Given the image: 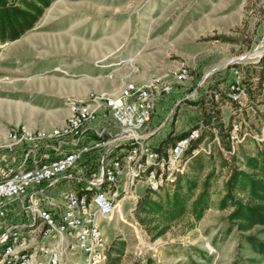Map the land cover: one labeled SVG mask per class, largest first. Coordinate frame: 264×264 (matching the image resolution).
I'll return each instance as SVG.
<instances>
[{
	"label": "rangeland",
	"instance_id": "1",
	"mask_svg": "<svg viewBox=\"0 0 264 264\" xmlns=\"http://www.w3.org/2000/svg\"><path fill=\"white\" fill-rule=\"evenodd\" d=\"M62 1L60 9L66 22H99L102 19L104 23L105 18L112 21V29L110 23L106 33L108 38L113 37V50L101 62L113 63L109 69L113 70L116 79L128 67L131 69L132 56L136 63L132 70L142 72L147 78L166 73L179 64L187 65L188 80L172 84L170 91L160 95L154 103L147 124V129L156 127L147 139L151 146H158L168 134L185 132L196 124L210 130L214 127H207L206 121L217 118L215 129L222 150L213 143L212 154L204 157L202 171L197 173L199 184L209 170L213 171L209 206L201 218L189 227L191 216L186 214L172 222L163 234L152 238L153 231H147L134 214L135 202L122 199L112 219L98 222L110 245L108 256H118L117 264H264V255L256 252L245 239L252 236L264 244V226L256 225L239 232L226 219L229 209L216 208L229 169L232 166L243 168L244 156L263 147V143L256 145L251 137L246 136L238 143L234 155L224 152L230 122L238 120L241 130L255 134L264 124V89L258 80L260 65L255 62L264 54V0ZM98 27L95 34L86 37H98L102 29L100 23ZM78 32L73 30L72 34ZM121 59L125 62L120 63ZM66 62L67 92L71 90L76 94L73 83L74 79L79 80V71L69 68L74 65L72 58L67 57ZM233 69L243 70L242 83L247 89V99L240 110L232 113L231 103H215L208 96L205 98L202 90L216 89L224 99V92L233 78ZM209 71L211 73L203 79ZM68 94L66 103L75 98ZM108 128L116 131L112 126ZM93 152L83 156L87 160L84 163L90 167L88 171L95 169L93 162L88 163L92 161ZM188 175L195 176L189 170ZM65 184L61 179L54 186L41 184L40 187L44 188L45 194L58 198ZM135 191L141 196L144 188L137 184ZM23 217L19 202L13 203L8 219L0 222V226ZM48 241L47 238L42 240L43 244ZM113 243L121 248L119 253L111 248Z\"/></svg>",
	"mask_w": 264,
	"mask_h": 264
},
{
	"label": "built area",
	"instance_id": "2",
	"mask_svg": "<svg viewBox=\"0 0 264 264\" xmlns=\"http://www.w3.org/2000/svg\"><path fill=\"white\" fill-rule=\"evenodd\" d=\"M232 73L224 99L216 89L204 88L202 93L215 103H231L233 113L245 105L247 89L243 70ZM188 78L185 64L141 83L125 78L114 91H91L68 101V115L60 126L48 131L22 124L8 127L0 141V222L17 202L24 217L0 226V264H104L109 245L98 222L112 219L122 199L136 202L137 184L157 192L187 172L193 156H210L213 143L222 150L215 128H210L212 139L199 138L202 124L191 126L165 148L147 142L154 133L146 126L156 99ZM260 86L264 89V73ZM246 136L262 144L264 124L255 134L241 130L238 120L230 122L224 152L234 155ZM92 151L96 160L88 163L95 169L88 171L83 156ZM61 179L76 185L56 201L40 185L54 186Z\"/></svg>",
	"mask_w": 264,
	"mask_h": 264
},
{
	"label": "crops",
	"instance_id": "3",
	"mask_svg": "<svg viewBox=\"0 0 264 264\" xmlns=\"http://www.w3.org/2000/svg\"><path fill=\"white\" fill-rule=\"evenodd\" d=\"M61 2L50 0L31 28L13 40H0V141L13 125L44 131L62 125L68 115L67 93L82 98L89 91H114L125 77L136 83L147 78L132 70L136 68L134 56L130 58L131 69L128 67L117 79L113 77V70L109 69L113 63L101 62L113 50V37L108 38L106 33L110 23L112 29V21L105 18L104 23L102 19L66 22ZM99 23L101 34L87 38L99 30ZM73 30L79 32L72 34ZM67 57L74 64L69 68L79 71V80L74 79L73 83L76 94L67 92ZM95 156L93 152V161ZM65 182L64 190L76 185L71 180Z\"/></svg>",
	"mask_w": 264,
	"mask_h": 264
},
{
	"label": "trees",
	"instance_id": "4",
	"mask_svg": "<svg viewBox=\"0 0 264 264\" xmlns=\"http://www.w3.org/2000/svg\"><path fill=\"white\" fill-rule=\"evenodd\" d=\"M49 3L50 0H0V40H13L31 28ZM257 64L260 65L258 75L260 82L264 73V54L258 59ZM216 119L206 121L207 127L215 128ZM184 133L183 131L166 135L159 146L165 148ZM205 133L209 135V140L212 139V132L208 128L202 129L199 138L205 136ZM262 145L263 147L257 148L253 154L244 156L243 168L232 166L229 169L223 184V193L216 203L219 210L229 209L226 219L239 232H245L256 225L264 226V142ZM204 157L209 156L200 154L193 156L187 164V172L179 174L172 184L162 187L157 192L145 189L136 200L134 214L138 221L147 227V231H153L152 238L163 234L172 222L186 214L191 216L188 226H193L208 208L210 178L213 171L209 170L201 182L197 183V173L202 171ZM188 170L195 176H189ZM245 239L256 252L264 255L263 243L252 236H246ZM111 246L118 253L121 251L114 243ZM109 248L110 245L104 264H117L119 258L118 256L110 258Z\"/></svg>",
	"mask_w": 264,
	"mask_h": 264
},
{
	"label": "water",
	"instance_id": "5",
	"mask_svg": "<svg viewBox=\"0 0 264 264\" xmlns=\"http://www.w3.org/2000/svg\"><path fill=\"white\" fill-rule=\"evenodd\" d=\"M257 61H258V59L255 60V62H257ZM210 73H211V71L205 73L204 76H203V79H204L208 74H210Z\"/></svg>",
	"mask_w": 264,
	"mask_h": 264
}]
</instances>
